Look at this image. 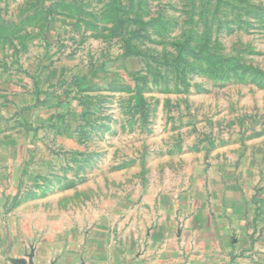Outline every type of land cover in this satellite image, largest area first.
I'll return each instance as SVG.
<instances>
[{
	"label": "rangeland",
	"instance_id": "1",
	"mask_svg": "<svg viewBox=\"0 0 264 264\" xmlns=\"http://www.w3.org/2000/svg\"><path fill=\"white\" fill-rule=\"evenodd\" d=\"M228 184L264 188V0H0V264L185 228Z\"/></svg>",
	"mask_w": 264,
	"mask_h": 264
},
{
	"label": "crops",
	"instance_id": "2",
	"mask_svg": "<svg viewBox=\"0 0 264 264\" xmlns=\"http://www.w3.org/2000/svg\"><path fill=\"white\" fill-rule=\"evenodd\" d=\"M221 189V206L217 204L219 198L213 205L199 204L195 218L188 215L184 219L185 228L176 225V212L167 216L161 210L164 216L157 227L149 229V220H143L134 230H126L124 237L108 230L98 246L87 244L78 255L53 264H235V259L244 262L252 252L264 251V188L253 191L246 185L228 184ZM145 207H149V202ZM177 208L173 201L170 210ZM197 214L202 220H196Z\"/></svg>",
	"mask_w": 264,
	"mask_h": 264
}]
</instances>
